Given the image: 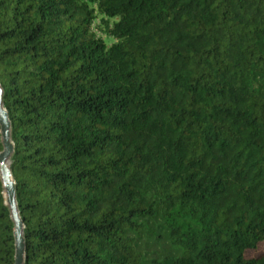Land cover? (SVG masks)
<instances>
[{"label":"trees","instance_id":"trees-1","mask_svg":"<svg viewBox=\"0 0 264 264\" xmlns=\"http://www.w3.org/2000/svg\"><path fill=\"white\" fill-rule=\"evenodd\" d=\"M0 84L25 264H264V0H0Z\"/></svg>","mask_w":264,"mask_h":264},{"label":"water","instance_id":"water-1","mask_svg":"<svg viewBox=\"0 0 264 264\" xmlns=\"http://www.w3.org/2000/svg\"><path fill=\"white\" fill-rule=\"evenodd\" d=\"M0 126L4 150L0 153V175L4 187L6 204L11 211V218L15 224L14 235L16 239L15 264H25L27 260V247L24 235L25 224L21 217L17 201V185L10 167L11 157L15 151L12 140V123L9 112L4 104V89L0 84Z\"/></svg>","mask_w":264,"mask_h":264},{"label":"rangeland","instance_id":"rangeland-1","mask_svg":"<svg viewBox=\"0 0 264 264\" xmlns=\"http://www.w3.org/2000/svg\"><path fill=\"white\" fill-rule=\"evenodd\" d=\"M107 18H104L102 15L97 14L92 28L97 37L103 39L108 45H111L115 42V39L112 38L107 32ZM264 250V243L260 245L257 251H251L248 253V256H255L257 252Z\"/></svg>","mask_w":264,"mask_h":264}]
</instances>
